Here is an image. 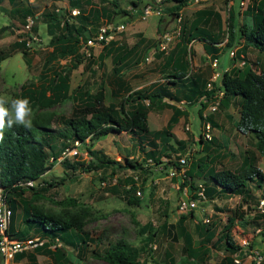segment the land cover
Wrapping results in <instances>:
<instances>
[{
	"label": "rangeland",
	"instance_id": "374dc122",
	"mask_svg": "<svg viewBox=\"0 0 264 264\" xmlns=\"http://www.w3.org/2000/svg\"><path fill=\"white\" fill-rule=\"evenodd\" d=\"M133 1L137 0H87L84 2V12H89V14L93 9L94 14L98 16L99 10L103 7L116 13L112 14V21L99 14L97 27L90 35L91 37L97 36L102 26L106 29L107 34H103L102 40H98L89 47L90 57L87 56L80 64L72 66L73 55L64 58L57 55L46 61L52 51V46L49 43L46 23L41 18L42 11L50 9L77 22L75 15L70 12L72 6L69 5L68 0H15L14 3L4 0L0 4V28L4 29L0 32V51L5 57L0 61V101L12 119L30 123V120L36 115H48L51 128L54 132H58L65 128L60 120L69 117L75 111V103H79V100L74 98L75 95L77 97L78 91L87 90L89 93H94L101 87L106 105L117 101L111 94V90L116 87L115 75L112 73L114 61H112V55L105 54L103 48V45H106L110 40L114 42L113 53L124 54L131 50L128 62L123 66L121 73L122 79L130 85L131 89H137L148 87L153 83H161L165 79L166 73L163 67L165 55L173 51L179 40L181 26L191 27L197 16V10H212L219 16V22L218 20L217 22L221 24L224 36L222 45L226 41L227 11L230 7L234 11L233 20L238 26L243 24L251 27L253 22L251 13H246L247 10H251L252 0H243L244 3L240 2L241 0H188V5L181 8L179 18L157 10L154 5L160 6L158 4L160 0H153L143 8L134 6ZM24 9H29L34 13L35 17H32L35 30L24 29L26 23ZM161 17H163L162 21ZM209 18V24L212 25L214 31H217V17L210 15ZM207 25L204 26L207 27ZM158 27L163 31L162 33ZM20 38L29 41V45L26 42L24 47L25 52L17 45ZM193 44L190 43L188 47L191 45L193 49ZM201 46V43H195L194 48L197 52L191 54L187 48V54H185L187 67L193 71L202 70L208 80L212 78L215 71L219 70L217 71L219 76L213 81V84H220L221 73L226 68L229 70L232 65L242 67V57L232 60L229 56L231 49H224L218 53V69H212V66L209 65L211 60L201 54L203 52ZM81 50L82 47L80 50L77 48L78 53ZM256 57L262 63L261 65H264V52L257 51ZM245 59L250 61L251 67L256 71L262 68L251 59L249 60L247 57ZM234 62L235 64H233ZM61 68L70 73L68 92L70 96L51 107L31 106L21 95L20 89L26 87L38 90L45 83L50 82L55 70ZM81 98L85 99L83 96ZM237 107L232 103L227 105L221 103L216 112L209 114L215 122V125H212L213 143L211 140L200 141L198 139L201 122L197 113L199 105L186 108L187 116H181L180 122L173 129L177 138L184 135L187 139L185 152L172 153L173 159H179L180 156L190 152L188 165H183L180 170L171 166L164 168V164L156 166L152 161H145L143 152L139 148L138 137L135 135L132 137L126 131L101 136L89 147L102 150L107 157L120 163L124 162L125 156L135 159L143 163L145 167H151L147 173H133L129 169H118L114 174H111V168L106 167L80 172L74 180L63 174V167L59 162L60 157L57 161H53L51 169L46 170L36 180L32 186L33 189H26L25 199H32L33 204L46 212L68 211L85 215L83 231L79 232L70 228L69 237L66 236L68 240L72 239L75 248L73 245L64 244L61 238L54 240L53 248L55 245H61L71 264H110L100 258L97 252L101 251V248L108 242L124 238L132 246H144V250L139 253V259L146 260V264H220L222 256L226 253L224 245L214 246L212 242L216 241L221 228L228 224V219L231 218L234 220L230 228L233 240L248 253L258 251L260 256H264V219L254 217L261 212L257 202L260 199V192L254 188L252 190L257 195L256 203L250 201L241 205L240 196L232 194L217 196L214 199L207 198L204 203L199 204V207L194 210V216L185 221V228L192 236V248L197 251L195 254L187 250L182 234L178 230L177 201L195 193L196 189L190 190V182L198 188L204 180L194 174L193 178L185 176L186 170L193 168L192 173H194L197 168L195 166L201 164L204 165V170H207L211 165L212 168L235 171L241 164L246 150L255 154L257 165L259 159L264 160V156L262 157L264 154L255 148L256 138L254 135L240 134L235 127V121L239 116ZM171 112L170 107L150 110L147 117L149 128L153 130L164 127ZM187 124L189 129L186 128ZM58 142L59 140H56L55 144L58 145ZM72 144V147L65 149L71 151L68 156H72L73 150H75L77 152L75 158L79 157L85 161L94 159L86 152L83 145L75 142ZM145 144V148L148 149L147 143ZM50 156V161H52V153ZM162 160L164 163L166 162L165 158ZM262 166L264 167V161ZM171 170L173 174H170ZM196 173L200 172L197 170ZM135 174L138 177L135 181L141 192L138 196L141 198L139 205L128 204L122 199L121 194L112 191L114 179H116V183L121 182L120 185H123L126 177H132ZM48 182H54L55 185L48 187ZM44 188H47L48 191H43ZM120 189L121 187L118 192ZM34 191L37 194L45 192V195L34 197ZM17 203L12 223L14 232L16 229H26L22 220V206L19 202ZM241 215L247 220L246 223L240 219ZM207 218L208 220H206ZM148 225H150V230H155L152 240L147 237L145 229H141ZM208 226L214 236L211 241L205 242L203 241L204 231ZM28 230L32 237L38 238L37 244L23 251L36 252L46 237H39V233L32 228ZM201 243L203 246H200ZM94 250L97 251L96 254L93 253ZM36 253L35 263L25 259L24 264H55L44 253H40L42 255ZM234 256L240 261L239 264H250L252 261L255 264H264V257L260 262H257L251 255L245 258L239 257L237 254ZM0 264H18V262L13 259L8 263L0 256Z\"/></svg>",
	"mask_w": 264,
	"mask_h": 264
},
{
	"label": "trees",
	"instance_id": "16d2710c",
	"mask_svg": "<svg viewBox=\"0 0 264 264\" xmlns=\"http://www.w3.org/2000/svg\"><path fill=\"white\" fill-rule=\"evenodd\" d=\"M3 1L0 0V4ZM8 1L14 3L15 0ZM86 1L68 0L70 6L78 8L79 14H74L77 22L68 19L58 11L50 9L42 11L41 18L46 23L49 43L52 46V51L46 61L57 55L63 58L73 55L72 66H77L87 56H91V53L86 55L82 50L78 53L77 48L80 50L83 42L96 29L100 15L112 21V14L116 12L108 11L103 7L99 10L100 15L94 14L93 9L89 14V12H84L83 6ZM150 2H153V0H137L132 3L137 8H143ZM158 4L163 7L154 5L157 10H162L169 16L179 18L180 9L188 5V0H160ZM251 9L254 12L251 27L238 26L233 20L234 11L231 7L228 9L226 41L222 49L217 47L216 44L223 41V32L214 33L209 27L201 26L199 23L205 15V11H196L197 16L191 27L181 26L179 40L173 51L165 55V62L163 63L164 72L166 73L165 79L161 83H153L148 87L131 89L130 85L122 79L121 71L128 62L131 50L126 51L124 54L113 53L114 42L112 40L108 41L106 45H103V48L106 55H112V61H114L112 73L115 75L116 87L111 90V94L114 95L117 101L106 105L101 87L94 93H89L87 90L78 91L76 93L77 97L75 95L74 98L79 100V103H75V111L69 117L60 120L65 128L58 132H54L51 128L48 115H36L30 120V123L13 120L0 101V188L6 193V202L9 203L12 210L11 223L8 227L11 235L15 238L18 237L20 240H26L32 238L28 230L32 228L39 233V237H46L44 243L36 249V252L46 254L55 264H71L61 245H55L54 249L51 246L54 244L55 239L61 238L64 244L73 245L75 248V243L72 239L68 240L66 236L69 237L68 231L70 228L79 232L83 231L85 215L68 211L59 213L43 211L42 208L32 203V199H25L24 197L26 189L33 188L20 185V183L28 180L36 181L40 178L46 170L51 169L53 161H57L62 152L72 147L74 142L83 145L86 152L94 159L85 161L79 157L75 158L77 153L72 154V156L64 155L59 162L63 167V174L69 176L70 179L75 180L80 172H89L106 167L111 168V174H114L118 169H129L133 173H147L150 171L151 167H145L143 163L130 159L128 156H125L124 162L120 163L107 157L102 150L89 147L101 136L125 131L129 132L132 137L134 135L138 137L139 148L143 152L145 161H152L156 166L164 164V168L171 166L180 170L182 167L181 161L173 159L171 154L185 152L187 139L177 138L172 130L181 116H187L186 108L188 107L199 105L197 113L202 118V110L205 105L201 102V99L204 95H207L206 84L208 81V77L203 71H193L187 67L185 58L187 48L190 54L193 52L191 45L189 47L188 45L193 40H202L206 52L215 58L224 49L230 50L239 44L241 37L243 45L237 48L236 55L231 58L232 60H235L236 57L240 58L241 53L248 46H253L260 52H264V0H259L256 4H253ZM23 12L25 18L28 15L35 17L29 9H24ZM95 12L97 13L96 10ZM160 20L162 21L163 17ZM32 29L35 30V27L32 26ZM158 29L160 33L163 32L160 27ZM2 30L4 29L0 28V32ZM17 45L25 52L26 40L20 38ZM4 58L2 51H0V61ZM242 60L244 62L241 68L232 65L229 70L221 73L220 84H214V91L217 89L223 90L224 96L221 103L226 105L228 103H232V105L239 104V116L235 121V127L243 134H253L256 138L255 148L261 154H264V65L259 71H256L244 59ZM54 72L50 82L45 83L38 90L26 87L20 89L21 95L31 106L51 107L63 102L70 96L68 93L70 88L69 71L61 68ZM82 96L85 99H82ZM181 100H183L184 106H181ZM165 107H170L172 110L170 117L166 120V125L160 129L151 130L147 121L149 111L153 108L163 109ZM207 119L211 121L213 126L215 125L211 115ZM56 140H59L58 145L55 144ZM210 140L213 143L214 139ZM145 143H147L148 149L145 148ZM50 153H52V161H50ZM162 158L166 159L165 163ZM195 168L194 173H192L193 168H190L184 172V175L191 178L194 175L202 177L207 198L214 199L217 196L238 194L241 199L240 204L243 205L250 201H256L257 195L252 190L254 188L260 192V199L257 202L260 203L259 201L264 199V171L258 167L255 154L249 150L244 152L241 164L235 171L225 168L216 169L212 168L211 165L207 170H204L205 167L201 164H198ZM197 170L200 173H205L200 175V173H196ZM137 178V174L132 177L128 176L123 181V185H120V180L119 184L115 181L112 191L121 194L122 199L128 204H141V198L136 194L137 191H140L135 181ZM47 185L50 187L55 184L54 182H48ZM119 186L121 187L120 192H118ZM140 188L142 189V187ZM193 189H197V187H194L190 182V190ZM44 190L45 192L48 191L47 188H44ZM44 193L37 194L34 191L33 196L43 197ZM33 196L32 198H34ZM191 197H195V194L193 193ZM17 202L22 206V220L26 229H16V232H14L12 223ZM193 216L194 210L188 213L182 212L179 214L177 224L187 250L195 254L197 251L192 248V236L185 228V221ZM236 216L239 215L236 214ZM254 217L264 219V210L254 215ZM240 219L243 223L247 222L243 215ZM233 223V219H228V224L221 228L216 241L212 242L214 246L224 245L226 253L222 256L220 264H239L234 260V255L237 254L239 257L245 258L249 254L233 240L230 233ZM149 226L141 227V229H145L147 237L152 240L155 230H150ZM204 233L205 238L203 241H211L214 233L209 226L205 227ZM82 242H84L83 239ZM200 246H203V244L201 243ZM143 250L144 246H132L126 239L119 238L115 242H108L101 248V251L94 250L93 253L96 254L97 252L100 258L110 264H146V260L139 259V253ZM24 256L35 263L34 252L16 251L13 258L20 260ZM250 264H255V262L252 261Z\"/></svg>",
	"mask_w": 264,
	"mask_h": 264
},
{
	"label": "built area",
	"instance_id": "2783aa9c",
	"mask_svg": "<svg viewBox=\"0 0 264 264\" xmlns=\"http://www.w3.org/2000/svg\"><path fill=\"white\" fill-rule=\"evenodd\" d=\"M57 10V9H56ZM70 12L73 14H79L78 8L72 7L70 9ZM33 17L32 15H28L26 17V23L24 25L25 30H30L33 26ZM103 34H106V29L104 26L100 28V32L95 37H89L85 42L82 44V51L86 55H90V52H88V49L90 46L94 45L98 40H102ZM25 39V38H24ZM29 45V41H26ZM162 44V43H161ZM237 48H233L229 51L230 58H234L236 55ZM241 56V55H240ZM243 61L241 62V64ZM218 64V58H212L211 59V66H213L214 70H216V65ZM235 64V62H234ZM219 76V73L215 71L212 75V78L207 81L206 84V92L207 95H204L201 99V102L204 103V108L202 110V118H200V133L198 136V139L201 141H208L210 139H213V126L210 120L207 119L208 115L210 113H214L218 110L221 100L224 96L222 89H217L214 91V84L213 81L217 79ZM187 129H189V125L186 126ZM76 154L77 152L73 150ZM71 153V151H63L60 158L62 159L64 155L68 156ZM190 159V152H187L185 155L180 156L179 161H181L182 165L185 166L188 165ZM170 174H173V171L171 170ZM114 179V183H115ZM36 181L34 180H28L20 183V185H25L32 187L35 184ZM136 194L140 196V191H137ZM195 197L186 196L180 198L178 202V213H188L189 211L195 210L199 207V204L204 203L207 200L205 189L203 184H199L198 188L195 191ZM6 193L3 191L2 188H0V256L2 258L6 259H12L13 255L16 253V251H23L25 249L30 248L31 246L36 245L37 237L28 238L26 240H20L18 237H13L11 233L8 230L9 223H11V217H12V210L9 205V203L6 202L5 199ZM264 199L260 200L259 202V209L262 211L264 210ZM208 220V218L206 219ZM246 242V241H244ZM251 255L254 260L257 262H260L264 256H260L258 251H250V253L247 255ZM234 260L236 263H239L240 261L237 259V257L234 256Z\"/></svg>",
	"mask_w": 264,
	"mask_h": 264
},
{
	"label": "crops",
	"instance_id": "0c3cea01",
	"mask_svg": "<svg viewBox=\"0 0 264 264\" xmlns=\"http://www.w3.org/2000/svg\"><path fill=\"white\" fill-rule=\"evenodd\" d=\"M258 1H259V0H252V5H253V4H256ZM240 2H243V3H244L243 0H241ZM252 5H251V6H252ZM185 6H186V5H185ZM199 10H204V11H205V15L203 16V18H202V20L200 21L199 24L201 25V24L203 23V25H201V26H204V25H207V24H208L206 28L209 27L211 30L214 31V29L212 28V25H210L209 22H208L209 19H210L209 16H210V15H214L215 18L217 17V18H216V22H217V20H218V22H219V16H218L216 13H214V11H212V10H208V9H207V10H205V9H199ZM180 11H181V9H180ZM197 11H198V10H197ZM249 12L251 13V18H252V21H253V13H254V12H252V9L246 11V13H249ZM196 13H197V12H196ZM196 15H197V14H196ZM218 22H217V23H218ZM217 23H216V24H217ZM240 27H248V26L242 24V25H240ZM219 31H222V30H221V24H220V23H218V30H217V31H214V33H218ZM223 39H224V38H223ZM239 40H240V41H239V44L236 45V48H238L239 46H242V45H243V39H241V37H240ZM193 41H195V40H193ZM193 41L191 42L192 44H193V43H194V44H195V43H201V45H202L201 48H202V51H203V52H201V54L205 55L207 58H209V60H211V59L213 58V56H211L209 53L206 52L205 47H204V42H203L202 40H197L196 42H193ZM222 43H223V41L217 43L216 46H217V47H220V49H222V46L224 45V44L222 45ZM194 44H193V49H192V50H193V52L196 53L197 51H196V49L194 48ZM234 48H235V47H234ZM236 51H237V50H236ZM257 51H259L257 48H255V47H253V46H248V47L246 48V50L243 51V52L241 53V57H242V59L244 58V60L248 63V65H250L251 63H250V61H247V59H245L246 57H247L249 60L251 59V57H254V58H252L251 60L254 61L256 64L261 65L262 63H260V62L258 61V57H256V53H257ZM259 52H260V51H259ZM195 53H194V54H195ZM245 55H246V56H245ZM250 55H251V56H250ZM205 56H204V57H205ZM244 56H245V57H244ZM195 57H196V56H195ZM206 57H205V58H206ZM217 58H218V63H219V57H218V54H217ZM242 61H243V60H242ZM243 62H244V61H243ZM230 63H231V61H230ZM233 64H234V63H233ZM209 65H210V64H209ZM250 66H251V65H250ZM261 66H263V65H261ZM216 67H217L216 69H218V65H216ZM211 68L214 69L213 66H212ZM227 69H228V68H226L225 70H227ZM196 70H197V69H196ZM259 70H260V69H259ZM259 70H257V71H259ZM198 71H202V70H198ZM213 71H214V70H213ZM213 71H212V72H213ZM217 71H219V70H217ZM222 71H223V70H222ZM181 102H182V103H181V106H184V104H183V103H184L183 100H181ZM233 105H234V106L236 105V106L239 107V104H238V103H235V104H233ZM238 107H237V109H238ZM237 114H239V111H238V110H237ZM180 118H181V117H180ZM180 118H179V119H180ZM178 121L180 122V120H178ZM179 122H178V123H179ZM178 123L174 126V128L178 125ZM199 127H200V125H199ZM174 128H173V129H174ZM237 130H238V129H237ZM172 131H173V130H172ZM173 132H174V131H173ZM199 133H200V130H199L198 134H199ZM174 134H175V132H174ZM240 134H243V133L240 132ZM243 135H247V134H243ZM180 138H184V139H185L186 137H184V135H182V136H180ZM180 138H179V139H180ZM263 156H264V155H262V157H263ZM263 161H264L263 159H262V160H261V159L258 160V167H259L261 170L264 171V167L262 166V165H263ZM204 173H205V172H203V174H204ZM51 248L54 249V248H53V245L51 246ZM23 252H26V251H23ZM26 253H27V252H26ZM28 253H33V252H28ZM34 254H35V257H36L37 253H36L35 251H34ZM38 254H39V255H42V254H40V253H38ZM45 255H46V254H45ZM46 257H47V256H46ZM47 258H48V257H47ZM13 259H14V258L9 259V260L6 259L5 261H8V263H9V262H11ZM25 259H26L27 261H30V260H28V258H25V256L22 257V259H20V260H17V259H14V260H15V261L17 260L18 264H24V260H25ZM36 259H37V257H36ZM50 259H51V258H50ZM52 261H53V260H52ZM30 262H31V261H30ZM32 263H34V262H32ZM54 263H55V262H54Z\"/></svg>",
	"mask_w": 264,
	"mask_h": 264
},
{
	"label": "clouds",
	"instance_id": "9594fccd",
	"mask_svg": "<svg viewBox=\"0 0 264 264\" xmlns=\"http://www.w3.org/2000/svg\"><path fill=\"white\" fill-rule=\"evenodd\" d=\"M61 160V159H60Z\"/></svg>",
	"mask_w": 264,
	"mask_h": 264
}]
</instances>
